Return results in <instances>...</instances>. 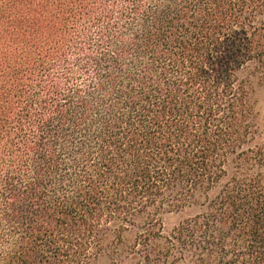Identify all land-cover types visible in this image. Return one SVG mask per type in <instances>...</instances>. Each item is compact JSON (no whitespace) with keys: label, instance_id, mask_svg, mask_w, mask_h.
I'll return each instance as SVG.
<instances>
[{"label":"trees","instance_id":"1","mask_svg":"<svg viewBox=\"0 0 264 264\" xmlns=\"http://www.w3.org/2000/svg\"><path fill=\"white\" fill-rule=\"evenodd\" d=\"M255 78L264 0H0V264H264Z\"/></svg>","mask_w":264,"mask_h":264},{"label":"rangeland","instance_id":"2","mask_svg":"<svg viewBox=\"0 0 264 264\" xmlns=\"http://www.w3.org/2000/svg\"><path fill=\"white\" fill-rule=\"evenodd\" d=\"M253 89H254V96L256 99L255 119H256L257 127L259 129V133L261 134V137H262V141L264 142V84L261 82H258L257 78H255L253 82ZM197 210L199 209L197 207L196 208L194 207L193 209L190 210L191 212L187 214H181V216L183 217L188 214H192L196 212ZM161 217H162V220H163V223L166 229H169L171 226L176 224L180 218L179 215L174 214V213H166V214H163ZM132 233L126 234V238L128 239L132 238L133 237ZM97 264H110V260L106 257H102L98 260Z\"/></svg>","mask_w":264,"mask_h":264}]
</instances>
